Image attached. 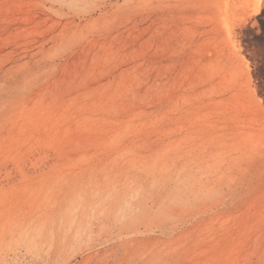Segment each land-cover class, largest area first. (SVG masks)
<instances>
[{
  "label": "rangeland",
  "instance_id": "374dc122",
  "mask_svg": "<svg viewBox=\"0 0 264 264\" xmlns=\"http://www.w3.org/2000/svg\"><path fill=\"white\" fill-rule=\"evenodd\" d=\"M0 264H264V0H0Z\"/></svg>",
  "mask_w": 264,
  "mask_h": 264
}]
</instances>
